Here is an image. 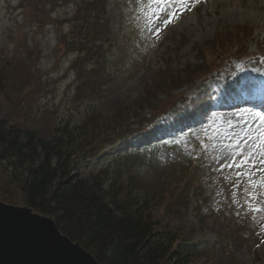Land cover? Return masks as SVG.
<instances>
[{
  "label": "rangeland",
  "instance_id": "374dc122",
  "mask_svg": "<svg viewBox=\"0 0 264 264\" xmlns=\"http://www.w3.org/2000/svg\"><path fill=\"white\" fill-rule=\"evenodd\" d=\"M41 1L37 4L35 0H0V61L7 67V85L0 93V120L49 138L56 124L66 120L75 127L89 117L105 119L116 110L122 112L125 109L131 110L127 118L138 113L144 116L148 111L144 109L147 104L144 102L139 110L137 104L145 97L155 106H163L167 101L163 100L165 95L160 100L151 94L155 90L158 92L160 83L166 82V88L161 93L172 96L173 101L192 96L190 102L172 108L165 119L158 121L147 132L88 161L80 173L89 176L103 168L114 170L117 162L115 155L127 156L141 150L144 156L131 161L130 173L135 178L129 191L135 198L134 203L153 199L149 208L153 216H159L161 224L168 228L183 226L192 243H222L202 250L207 253L209 261L204 257L194 264H264V211L253 210L264 208V184L260 183L264 180V172L253 169L251 178L247 175L241 178L236 174L239 169L226 167L234 153L240 149L247 150L245 142L250 145L252 138L259 135L257 127L260 122L252 118L259 117L255 109H252V116L244 108L228 109L219 112L220 118L228 116L224 122L208 123L209 112L215 110V105L210 101L211 97L205 101L212 89L210 96L228 98L226 107L246 106L231 105L240 99L234 97L238 84L252 79L248 74L239 75L253 68L242 66L236 74L229 72L219 80L212 79L204 84L215 71L225 68L229 58L221 53L217 54V62L202 71V75L208 74L204 77L206 79L200 77L192 81L184 77L177 90L169 93L170 86L167 88V81L172 76L185 75L183 66L193 69V65L201 63V60L197 61L201 53L196 50L197 46L213 40L225 28L249 25L254 29V35L245 43L250 48L249 54L256 53V40H260V46L264 41V0H189L187 8L175 2L157 3L156 0L130 3L126 0H107L106 19L111 39L114 37V41L106 44L107 72L116 75L113 81H107L99 88L98 98L94 97L95 94L84 96L77 93L81 91L80 82L69 70L76 56L58 46L59 38L69 34L71 18L76 14V1ZM173 12L176 13L174 18ZM165 20L171 23L165 24ZM246 48L243 46L241 50H235V55ZM229 54L232 53L229 51ZM259 74H264V71ZM260 80L264 82V78ZM219 83H223V88L215 86ZM185 133L212 136L210 163H204L197 178L204 192L201 198L204 201L203 218H206L204 227L197 223L200 202L193 200L195 196L192 197V194L190 205L180 203L178 210L174 208V211L163 213L154 203L157 186L163 183L162 179L173 162L180 165L182 161L177 162L180 157L187 164L188 156L196 155L193 151L185 150L184 153L180 150V156L171 160L173 148L165 150V153L157 152L156 148L162 147L159 143L163 140L175 141ZM256 167L264 165L257 164ZM123 179L127 180V176ZM106 199L110 200V196L106 195ZM236 218L241 220L239 225ZM214 223H217L218 232L212 225ZM234 230L239 234H235ZM228 247L234 251L233 256Z\"/></svg>",
  "mask_w": 264,
  "mask_h": 264
},
{
  "label": "trees",
  "instance_id": "16d2710c",
  "mask_svg": "<svg viewBox=\"0 0 264 264\" xmlns=\"http://www.w3.org/2000/svg\"><path fill=\"white\" fill-rule=\"evenodd\" d=\"M75 1L77 10L71 18L69 34L59 38L58 46L76 56L69 70L80 82L81 91L77 93L95 94L98 98L99 88L115 79L107 72L105 45L113 39L106 19V0ZM252 34L249 26L225 28L213 40L197 46L196 50L201 52L197 61L201 63L193 65L194 70L183 66L185 75L172 76L170 83L167 81L169 93L181 87L184 77L192 81L200 78L206 66L217 62V54L232 57L234 48L243 45ZM229 51L232 54L228 55ZM6 85L7 67L0 61V93ZM165 88L166 82L160 83L158 92L150 91L160 100L165 95L163 100L167 101L163 106L151 104L146 97L137 104L138 110L144 102L147 104L144 116L138 113L127 118L131 110L125 109L116 110L105 119L89 117L75 127L66 120L56 124L49 138L0 120V200L52 217L64 235L80 243L100 264H194L204 257L209 261L202 250L221 245L220 241L192 243L183 226L168 228L161 224L159 216H153L149 211L153 199L134 203L129 191L135 178L130 173L131 161L139 156L118 161L113 171L106 168L89 176L80 173L88 160L144 129L182 101H173L172 96L161 93ZM186 141L191 149L199 145V141ZM204 148L201 145L195 149L202 152ZM195 163L176 165L166 171L164 185L157 186L153 195L154 203L163 213L174 211L180 203L188 206L191 193H195L196 201L202 196L200 181L196 179L199 164ZM203 217L199 215L197 221L202 227L206 223ZM212 225L218 232L217 223ZM228 248L233 256L234 251Z\"/></svg>",
  "mask_w": 264,
  "mask_h": 264
},
{
  "label": "water",
  "instance_id": "95a60500",
  "mask_svg": "<svg viewBox=\"0 0 264 264\" xmlns=\"http://www.w3.org/2000/svg\"><path fill=\"white\" fill-rule=\"evenodd\" d=\"M0 264H100L54 219L0 201Z\"/></svg>",
  "mask_w": 264,
  "mask_h": 264
},
{
  "label": "snow or ice",
  "instance_id": "6c2138e0",
  "mask_svg": "<svg viewBox=\"0 0 264 264\" xmlns=\"http://www.w3.org/2000/svg\"><path fill=\"white\" fill-rule=\"evenodd\" d=\"M157 3H177L182 7L187 8L189 5V0H156ZM196 2H199V0H196ZM176 13L173 12L172 16L175 17ZM165 24L171 23L170 20H165ZM259 117V125L257 127L258 136L255 138H252V143L249 145L246 143V149H240L238 152L234 153L231 160L227 162L226 167L228 168H235L239 169L236 174L237 176H240L241 178L245 175L249 176L251 178L252 175H254V172L252 171L255 169V171L264 172V167L257 168L256 165H264V114L257 113L256 114ZM258 141V142H257ZM239 157V159L237 158ZM259 158V159H258ZM248 169L246 172L245 169ZM261 184H264V180L260 182ZM254 211L260 212L264 211V208L256 207L253 209Z\"/></svg>",
  "mask_w": 264,
  "mask_h": 264
},
{
  "label": "bare ground",
  "instance_id": "6f19581e",
  "mask_svg": "<svg viewBox=\"0 0 264 264\" xmlns=\"http://www.w3.org/2000/svg\"><path fill=\"white\" fill-rule=\"evenodd\" d=\"M251 78H252L251 80L245 79L246 81H242L244 83L238 84V87L235 88L234 97H236V98L240 97V99L238 101H236L233 105H231L232 107L240 106L241 104H246V106H247L246 98H248V97H250V95H252V93L249 94V95H247V93L248 92H253L252 91L253 88L250 89L251 85L258 86L259 85L258 83H260L262 81V80L259 81L260 78L259 79L258 78H254L253 76H251ZM246 95H247V97H245ZM254 109H261L262 111H264V106L257 104V105L254 106Z\"/></svg>",
  "mask_w": 264,
  "mask_h": 264
}]
</instances>
